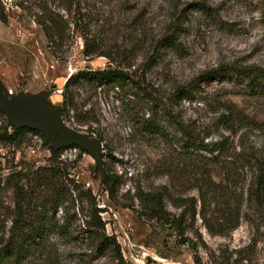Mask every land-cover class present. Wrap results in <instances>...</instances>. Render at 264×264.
Segmentation results:
<instances>
[{
    "label": "rangeland",
    "instance_id": "374dc122",
    "mask_svg": "<svg viewBox=\"0 0 264 264\" xmlns=\"http://www.w3.org/2000/svg\"><path fill=\"white\" fill-rule=\"evenodd\" d=\"M7 7L8 23H0V80L7 91L52 92L49 102L61 109L62 88L71 74L84 69H104L108 65L104 57L93 55L88 60L83 56V40L79 35L75 36L69 51L64 55L58 53L56 58L33 18L14 5ZM110 9L112 16L121 13L120 18L114 19L123 28L115 44L108 36L106 48L101 49L105 52L110 46L112 52L117 46L132 49L126 52L131 57L132 71H138L139 75L146 70L143 85H148L151 91L149 98L130 96L126 87L123 92L110 91L108 97L97 91L94 98L98 102L99 123L93 127L103 133L105 171L109 169L122 179L117 194L121 205L132 203L139 208L133 197L137 187L147 190L171 185L165 176L152 174V168L171 154L178 137L173 123L180 119L190 130L201 133V137L208 135L205 142L229 136L228 142L236 152L241 149L240 144L246 148L264 146V98L249 96L240 78L200 80L195 84L192 99L180 101L173 97L178 85L195 80L205 71L224 65L264 66V0H120L103 7L102 15L106 16ZM175 23L183 29L177 50L161 51L159 61L149 66V41L168 33ZM228 112L233 114V129L238 131L235 136L224 130ZM242 115L249 118V126L238 129L242 127L239 121ZM148 116L160 122L165 137L142 134L138 121ZM3 118L0 116V125ZM42 142L39 137L28 134L17 149L0 145L1 181L12 173L17 163L44 166L50 152ZM79 152L74 148L61 149L60 159L71 164L78 159ZM71 177L96 196L97 207L104 211L101 218L105 232L115 237L127 264H196L195 256L199 264H264V207L251 213L250 221L242 219L225 236L210 235L197 219L194 231L189 232V237L198 244L196 249L191 243L178 244L173 235L160 227H152L131 209L115 206L104 188H99L100 175L88 155L80 156ZM173 186L172 194L197 198L196 191L188 190L187 185L173 183ZM3 202L12 204L10 191L4 192ZM82 205L86 207L85 202ZM165 208L177 213L169 202ZM71 219L73 228L79 231L86 217L79 214ZM1 220L10 224V218L1 217ZM197 233L201 240L196 237ZM72 237L78 238L51 240L49 264H118L112 252L100 254L79 234ZM241 251L249 253L251 260H242Z\"/></svg>",
    "mask_w": 264,
    "mask_h": 264
},
{
    "label": "trees",
    "instance_id": "16d2710c",
    "mask_svg": "<svg viewBox=\"0 0 264 264\" xmlns=\"http://www.w3.org/2000/svg\"><path fill=\"white\" fill-rule=\"evenodd\" d=\"M115 1L120 0H0V23H8V5L24 11L41 29L56 58L58 53L64 55L69 51L75 36L79 35L83 40L84 57L89 60L96 55L108 60L104 69H84L71 74L61 92L63 121L73 129L96 136L101 142L104 141L103 133L93 127L99 123L98 102L94 101L97 91L108 97L110 91L118 89L123 92L128 87L130 96L149 98L151 95L148 85H143L146 70L139 75L138 71H132L131 57L126 53L132 49L128 50L125 46L114 47V52L112 46L108 47V52L101 49L106 48L108 36L114 39L115 44L117 34L122 32L123 27L114 19L120 18L121 13L118 12L117 17L111 15L112 9L106 16L101 13L103 7L107 8ZM119 10L122 12V9ZM182 30L181 24L175 23L168 33L149 41V66H155L161 51L177 50ZM230 77L240 78L249 96L264 98V66L257 65L240 68L224 65L205 71L195 80L178 85L173 97L180 101L192 99L198 81ZM81 93L86 96L82 97ZM228 113L224 130L235 136L238 131L233 129V114ZM242 116L239 119L242 127L238 129L249 126V118ZM173 125L178 137L172 152L152 168V174L165 176L171 182L170 186L165 184L147 190L137 187L133 197L138 209L132 203H119L117 194L122 179L109 169L106 170L103 188L115 206L131 209L152 227H160L173 235L179 240L178 244L191 243L197 249L198 244L189 237L197 219L210 235L225 236L234 231L242 219L250 221V214L264 207V146L246 148L240 144L241 149L236 152L228 142L229 136L205 142L208 135L201 137L196 129L190 130L185 126L182 119ZM138 126L142 134L165 137L160 122H156L154 116L142 118ZM28 134L43 141L50 157L41 167L17 163L6 179H0V264H49L51 240H76L78 237H72L74 234L90 241L98 253L110 251L118 264H127L115 237L105 232V222L101 218L104 211L97 207L96 196L71 177V171L83 152H79L78 159L73 163L66 164L60 159L61 150L50 148L39 133L25 128H8L4 118L0 125V145L17 149L24 144ZM173 183L187 185L188 190L196 191L197 198L172 194L170 188H175ZM6 190L12 195L9 206L3 202ZM166 202L177 213L168 211ZM75 203L79 204L78 208ZM70 211L73 213L70 214ZM79 214L86 220L78 231L73 228L71 218ZM1 217L10 218V224L6 225ZM196 237L201 240L200 234L197 233ZM239 254L242 260H251L249 253L241 251ZM194 259L199 264L198 257Z\"/></svg>",
    "mask_w": 264,
    "mask_h": 264
},
{
    "label": "water",
    "instance_id": "95a60500",
    "mask_svg": "<svg viewBox=\"0 0 264 264\" xmlns=\"http://www.w3.org/2000/svg\"><path fill=\"white\" fill-rule=\"evenodd\" d=\"M52 92L9 95L0 80V114L6 126L12 129H29L39 133L53 150L74 148L88 155L100 175L99 188L103 187L106 171L102 160V142L94 135L69 127L62 119V110L49 102Z\"/></svg>",
    "mask_w": 264,
    "mask_h": 264
},
{
    "label": "built area",
    "instance_id": "2783aa9c",
    "mask_svg": "<svg viewBox=\"0 0 264 264\" xmlns=\"http://www.w3.org/2000/svg\"><path fill=\"white\" fill-rule=\"evenodd\" d=\"M7 93H8L9 95H14V94H15V92H14L13 90H11V89H9V90L7 91Z\"/></svg>",
    "mask_w": 264,
    "mask_h": 264
}]
</instances>
